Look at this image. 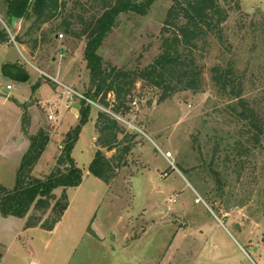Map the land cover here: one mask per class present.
Segmentation results:
<instances>
[{
	"label": "rangeland",
	"instance_id": "rangeland-1",
	"mask_svg": "<svg viewBox=\"0 0 264 264\" xmlns=\"http://www.w3.org/2000/svg\"><path fill=\"white\" fill-rule=\"evenodd\" d=\"M34 1L29 0L27 13L17 17L6 0H0V63L16 61L31 76L27 83L15 82L11 91L2 78L0 91L18 97L24 93L27 101L6 103L18 111L22 104L32 106L33 127L40 120L37 131L43 127L50 132L34 169V175L45 177L57 162L67 132L79 123L75 114L81 95L90 90L87 38L81 33L109 0H63L66 7L55 19L33 13ZM235 1L241 10L232 13L226 27L232 53L219 43L210 49L201 61L200 91L182 90L162 99L160 88L138 79L121 110L112 112L121 128L122 146L129 145L130 151L109 184L89 171L99 136L97 114L111 111L101 96L93 100L91 118L72 152L83 181L67 190L66 216L54 233L25 231L19 217L1 216L3 264H19L23 252L35 255L40 264H263L264 137L257 142L254 130L248 133L249 126L239 115V99L220 91L211 71L233 58L244 79L243 98L264 111V35L239 30L241 22L262 19L264 0ZM171 5L172 0H155L144 15L121 14L98 50L105 66L136 72L151 64L161 52L162 28ZM66 22L72 25L69 31ZM32 82H40L41 90L27 86ZM113 98L110 92L107 100ZM4 100L0 95V104ZM5 151L15 156L0 161V187L13 188L21 161L19 147ZM103 152L112 157L116 149ZM62 192L55 190L57 197Z\"/></svg>",
	"mask_w": 264,
	"mask_h": 264
},
{
	"label": "trees",
	"instance_id": "trees-1",
	"mask_svg": "<svg viewBox=\"0 0 264 264\" xmlns=\"http://www.w3.org/2000/svg\"><path fill=\"white\" fill-rule=\"evenodd\" d=\"M155 0H109L104 5L102 14L91 21L81 33L87 38L85 57L91 69L90 90L80 98L79 123L71 128L64 139L62 151L52 171L45 177L34 175V169L47 149L51 134L45 128L30 134L31 117L28 105L22 104V127L30 140V146L24 154L17 170L13 188L0 187V217L15 216L27 218L25 226L40 227L51 231L62 220L70 205L67 190L81 185L83 171L77 166L72 156L73 149L79 139L83 126L91 118V103L88 99L97 100L109 110H100L97 114L96 128L99 136L96 140L97 150L89 165V171L95 177L109 184L117 175V169L123 157L130 151L119 135L121 128L112 112H119L125 99L138 79L162 90V99L171 97L182 90L198 92L204 83V66L201 61L216 43L223 45L231 54L232 44L227 24L234 11L239 12L241 6L235 0H172L164 26L162 28L161 52L144 69L131 72L116 67L107 68L102 56L98 53L105 38L116 26L121 14L135 12L146 14ZM9 11L22 17L30 8L29 0H6ZM66 7L63 0H35L31 11L39 16L49 15L51 19L62 15ZM240 16H244L240 13ZM66 22V31L71 29ZM247 28L250 36L264 35V14L259 22H241L239 30ZM239 34V32H236ZM224 59V58H223ZM233 58L225 59L212 66V79L223 93H230L241 103L240 118L254 130L253 139L257 142L264 137V111L243 98L244 79L236 70ZM40 82L32 88L37 91ZM110 92L114 93L112 102L107 100ZM236 109V107H233ZM122 146V147H121ZM103 149H116L112 157H108ZM126 163V162H124ZM123 163V164H124ZM62 188L57 197L55 190ZM3 253L0 249V263Z\"/></svg>",
	"mask_w": 264,
	"mask_h": 264
},
{
	"label": "crops",
	"instance_id": "crops-1",
	"mask_svg": "<svg viewBox=\"0 0 264 264\" xmlns=\"http://www.w3.org/2000/svg\"><path fill=\"white\" fill-rule=\"evenodd\" d=\"M7 62L22 66L20 63H18L16 61L7 60V59H4L0 63V66H2L4 63H7ZM33 83L34 82H32L31 84H28L27 86L31 87L35 84V83L34 84ZM23 87H25V86H23ZM41 88H42V85L40 86V90H41ZM0 95H3L5 97V100L0 104L2 106V108L0 110V161H2V163L9 162V160L15 156V155H13L14 154L13 152L5 151V149H7V147H12V148L13 147H19V157L21 158V159L20 158L19 159L22 161L24 154L26 153V151L28 150V148L30 146V140H29L28 136L24 133L23 127H22L23 108L19 106V111H18L13 103L11 105H9L7 103L12 101L13 99H15V101L19 100V102H21L22 100L27 101L28 99H27L26 95H24V93L22 95H19V97H18V96H15L14 94H12L11 92L0 91ZM74 106L77 107L76 104H74ZM28 109H29V112L31 113V116H32L31 126L29 128V133L34 134L37 132L36 127H38L40 120H38L35 127H33V115L31 112L32 106L29 107ZM79 114H80V111L78 110V113L75 114L76 119H78V120H79ZM95 141H96V138H95ZM23 145H25L24 148H22ZM16 157L18 158V154L16 155ZM21 161H20V164H21ZM20 164H19V166H20ZM68 210L69 209H67V211L65 212L62 220L50 232H53V233L56 232L59 224L63 221ZM8 217H10V216H8ZM20 219L22 220V223L20 225L24 227L25 231L38 230V229L41 231L43 230L40 227H29V228H27L25 226L26 221L22 218H20ZM95 229L99 233V238L101 240H104L105 236L103 235L101 230L98 228H95ZM256 250L259 251L260 248L256 247ZM261 256H260V258H261ZM3 261H4V256H3L0 264H3ZM262 261L264 264V257L262 258ZM32 262H34V264H40L39 259L35 255L30 257V255H28L25 252L19 253V264H31Z\"/></svg>",
	"mask_w": 264,
	"mask_h": 264
},
{
	"label": "water",
	"instance_id": "water-1",
	"mask_svg": "<svg viewBox=\"0 0 264 264\" xmlns=\"http://www.w3.org/2000/svg\"><path fill=\"white\" fill-rule=\"evenodd\" d=\"M0 72L5 78L20 83H27L31 78L24 67L10 62L4 63L0 68Z\"/></svg>",
	"mask_w": 264,
	"mask_h": 264
},
{
	"label": "built area",
	"instance_id": "built-area-1",
	"mask_svg": "<svg viewBox=\"0 0 264 264\" xmlns=\"http://www.w3.org/2000/svg\"><path fill=\"white\" fill-rule=\"evenodd\" d=\"M37 70H39V73H40L41 75H45V76H47V74L44 73L43 71H41L40 69L37 68ZM47 77H48V76H47ZM2 78L7 79V81L4 82L7 91H11V90H13V89L15 88V81L10 80V79H8V78H5V77L1 74V72H0V79L2 80ZM81 97H82V98H85L84 95H81ZM86 99L88 100L89 103H91V104H95V102H94L93 100L88 99V98H86ZM137 103H138V101L135 99V100L133 101V104H134V105H137ZM105 110H106V109H105ZM49 118H50V119H53L54 116H53V115H49Z\"/></svg>",
	"mask_w": 264,
	"mask_h": 264
}]
</instances>
